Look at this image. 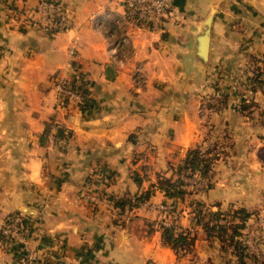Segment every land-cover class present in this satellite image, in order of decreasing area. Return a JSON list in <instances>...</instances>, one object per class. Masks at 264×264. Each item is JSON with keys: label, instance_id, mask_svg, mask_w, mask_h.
I'll list each match as a JSON object with an SVG mask.
<instances>
[{"label": "crops", "instance_id": "0c3cea01", "mask_svg": "<svg viewBox=\"0 0 264 264\" xmlns=\"http://www.w3.org/2000/svg\"><path fill=\"white\" fill-rule=\"evenodd\" d=\"M37 1L0 0V223L14 211L28 215L26 248L39 264L206 259L210 241L191 200L220 209L264 203V91L245 88L252 84L248 66L264 63V0H174L177 19L160 31L129 32L120 62L92 22L104 17L106 0H63L72 27L55 33L18 26L14 12L31 11ZM233 2H241L240 12ZM210 14L202 63L197 34ZM105 19L114 25L112 17ZM137 68L141 82L133 78ZM56 74L82 84L83 97L59 104ZM249 99L254 104L243 109ZM196 145L213 147V184L178 202L176 222L195 238L192 250L177 256L162 240V216L152 205L168 197L150 184L159 173L170 175L169 163ZM85 182L112 200L98 206L81 201ZM149 187L145 205L113 203ZM20 246L0 241V264H17Z\"/></svg>", "mask_w": 264, "mask_h": 264}, {"label": "built area", "instance_id": "2783aa9c", "mask_svg": "<svg viewBox=\"0 0 264 264\" xmlns=\"http://www.w3.org/2000/svg\"><path fill=\"white\" fill-rule=\"evenodd\" d=\"M103 8L104 17H95L92 20L93 26L106 33L110 47L118 62L124 59L123 48L128 40L129 32L135 29L160 31L164 28L167 21L177 19L174 0H106ZM14 13L21 29L35 27L44 33H55L67 31L72 27V22L63 5V0H38L33 10L20 8ZM106 17H112L114 25L111 27L107 26ZM119 26L124 31L121 35L118 34ZM76 52V39H73L69 45V55L72 57ZM133 78L136 82L143 80V74L140 69L137 68L135 70ZM70 79L67 76L57 74L53 77L56 97L61 105H64L65 100L69 103L81 99L80 91L72 87L69 82ZM245 88L249 92L254 90L252 84L246 85ZM258 88L264 89V82ZM183 179L187 182L186 186L190 190H196L201 186L200 176L197 172H188ZM78 197L81 201H86L95 206L109 203L107 194L88 182H85L81 187ZM147 203L148 200L139 205ZM152 205L161 213V219H163L164 223L168 224L169 219L177 221L179 211L178 208L173 209L174 204L171 199ZM219 222H222V219ZM177 229L180 230V227ZM30 230V221L21 211L11 216H5L0 223V233L3 236L2 242L10 244L21 243L18 248L20 254L17 264H39L36 252L26 248V237Z\"/></svg>", "mask_w": 264, "mask_h": 264}, {"label": "trees", "instance_id": "16d2710c", "mask_svg": "<svg viewBox=\"0 0 264 264\" xmlns=\"http://www.w3.org/2000/svg\"><path fill=\"white\" fill-rule=\"evenodd\" d=\"M252 79V88L255 90L264 82V63L262 65L256 66V69L253 72ZM70 84L73 88L80 91L81 98L85 94V89L83 88L82 84L78 83L76 79L71 78ZM244 101V100H243ZM67 104V101H64V105ZM254 104L252 99H249L248 102L244 101V104L241 105V107L247 108V106ZM49 126L46 125L43 132L40 135V139L42 141L43 137L48 133ZM57 136H63L65 135L63 128L59 127L57 129ZM213 148V147H212ZM212 148H202L201 145H196L193 147H189L183 156V158L177 162L176 164L169 163V169H171V174L166 175L164 173H159L156 175V180L154 183L150 184V187H157L164 191L168 199H171L174 207L173 209L178 207V202L182 201L187 193H189L191 190H189L186 186L187 182L183 179L182 174H186L188 172H197L199 175L202 176H208V174L211 172V168L214 162L215 156L210 154ZM135 181L137 183H140L141 177H139L138 174L134 175ZM147 188L143 191H141L139 194H136L133 198L129 199H122V200H113L114 205L117 206H124L125 204L129 207L138 206L142 202L149 199L151 195V189ZM109 200H112L110 195H107ZM202 201L199 200H191L190 204H194L196 207L201 204ZM196 207L193 208V211H195ZM221 209H216L215 211H212L209 215V217L206 219V221L199 223L202 224L204 229H210L215 228L217 230L222 231L223 223L219 222L220 220V212ZM19 211H14L6 215L11 216ZM239 213V219H240V225L242 226L247 217L248 212L245 208L239 207L236 211ZM24 215H27L24 213ZM28 216V215H27ZM168 218V217H167ZM160 230H161V237L162 240L169 244L173 250L175 251L177 256L183 255L185 252L190 251L193 247V242L195 238V234L190 230L189 228H180L178 230L177 228L179 225L174 219H169V223H164L163 219H161L158 223ZM209 236L208 232H206ZM238 232L236 229L232 231L230 234L231 239L234 240V238L237 236ZM0 239H3L2 234L0 233ZM237 241H235L236 244ZM17 255L19 256L18 250L16 251ZM238 260L236 264H245L242 259V253L237 255Z\"/></svg>", "mask_w": 264, "mask_h": 264}, {"label": "rangeland", "instance_id": "374dc122", "mask_svg": "<svg viewBox=\"0 0 264 264\" xmlns=\"http://www.w3.org/2000/svg\"><path fill=\"white\" fill-rule=\"evenodd\" d=\"M224 3L222 4L226 9ZM240 3L241 2H233L234 8L238 9L239 12L242 9ZM253 62L254 63H251L253 68L248 66L251 71V73L248 74L249 77H253V72L256 69V66H259V64H256V60H253ZM262 91H264V89H262ZM262 158H264V148L262 149ZM211 169H213V165ZM185 175V173L182 174V177ZM210 175L211 172L208 176L199 175L201 185L199 186V189H208L213 184L210 180ZM262 199L264 200V195L262 196ZM190 205L192 208L196 207L194 204ZM238 208L239 206H229L228 208L221 209L219 216L220 219H222L221 223H223L224 226L222 231L212 227L205 230L209 234L207 237L210 241L208 242V246L212 251L211 255L207 256L204 260H201V258L194 259L193 257L191 259L193 264L196 263V261H198V264H236L238 260L237 255L240 253H242V259L245 264H264V203L262 206L246 209L248 217L242 226H239L240 214L236 212ZM216 209L219 208H211L210 205H206L205 202H202L196 207L195 211H193V217L197 222H204L209 217L210 213ZM178 211L180 215L179 208ZM234 229H236L238 234L233 240L231 239L230 234ZM235 241H237L236 244ZM1 243L4 244V241H1ZM5 244L8 246L10 243Z\"/></svg>", "mask_w": 264, "mask_h": 264}, {"label": "water", "instance_id": "95a60500", "mask_svg": "<svg viewBox=\"0 0 264 264\" xmlns=\"http://www.w3.org/2000/svg\"><path fill=\"white\" fill-rule=\"evenodd\" d=\"M211 20L212 14L204 20L197 34L196 56L202 63H205L207 57Z\"/></svg>", "mask_w": 264, "mask_h": 264}]
</instances>
